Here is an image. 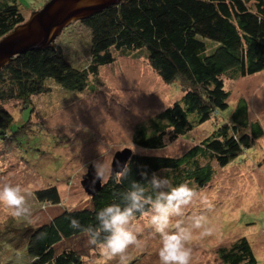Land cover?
I'll return each mask as SVG.
<instances>
[{
  "label": "trees",
  "instance_id": "obj_1",
  "mask_svg": "<svg viewBox=\"0 0 264 264\" xmlns=\"http://www.w3.org/2000/svg\"><path fill=\"white\" fill-rule=\"evenodd\" d=\"M27 18L18 0H0V38ZM78 23L90 31L89 60L81 66L58 42ZM60 35L52 45L21 53L0 68V161L13 147L27 163L22 139L17 138L26 137L33 128L42 129L40 124L33 127L38 113L35 98L49 97L54 89L64 95L82 94L92 87L99 68L114 63L117 55L143 50L161 81L181 90L177 100L136 125L132 142L144 150L161 149L168 139L229 110L225 80L264 72V0H122L70 23ZM14 106L18 115L26 108L30 115L12 129ZM247 112L248 104L241 97L227 120L180 155L132 151L127 174H122L124 170L110 173L94 194L86 191L87 206L63 205L62 211L38 226L9 224L0 230V237L6 235L8 248L27 258V264H81L82 254L73 248L58 250L64 241L85 235L70 227V219L77 218L83 227L95 225L97 210L118 202L132 182L144 183L153 173L167 176L174 184L203 188L213 177L214 164L227 166L263 136L260 123L249 122ZM33 196L42 204H62L56 183L42 181ZM230 243L217 249L223 264H259L246 237Z\"/></svg>",
  "mask_w": 264,
  "mask_h": 264
},
{
  "label": "rangeland",
  "instance_id": "obj_2",
  "mask_svg": "<svg viewBox=\"0 0 264 264\" xmlns=\"http://www.w3.org/2000/svg\"><path fill=\"white\" fill-rule=\"evenodd\" d=\"M45 2L18 0L26 18ZM58 42L63 44L66 55L75 64H87L89 29L78 23L63 37H58ZM91 83L90 89L77 96L64 95L54 89L49 97L44 95L34 99L38 113L32 119L33 127L40 124L42 129L33 128L26 137L17 138L22 139L27 163L22 162L13 147L0 161V170H4L0 173V183L9 182L26 188L31 212L26 217H15L0 206V230L9 224L38 226L62 211L63 205L68 208L87 206L89 196L81 183L83 175L93 164L101 180L105 181L111 173L116 151L130 148L133 152L147 154L180 155L227 120L230 109L241 97L248 104V121H258L264 130V72L225 80L229 110L185 135L168 139L163 148L154 151L133 144L134 129L177 100L181 90L161 81L148 64L143 50L128 56L117 55L114 63L99 68ZM53 103L55 105L51 106ZM12 110L14 129L20 120H28L30 111L26 108L18 115L16 106ZM213 167L212 179L196 190L198 196L186 209L185 216L173 221L187 224L193 216L204 218V226L194 232L195 238L190 243L191 264H223L218 258V247L228 246L240 236L246 237L258 263L264 264V134L227 166L214 164ZM42 181L57 184L61 205L42 204L34 199L33 193ZM204 199L210 207L202 202ZM133 228L139 230L138 242L126 251V264H158L159 237L144 219L138 218ZM205 231L209 234L201 236L200 233ZM6 237H0V264H27V258L8 248ZM65 247L82 254L81 264H103L99 249L90 246L85 235L64 241L58 250ZM108 264H121L120 258L116 257Z\"/></svg>",
  "mask_w": 264,
  "mask_h": 264
},
{
  "label": "clouds",
  "instance_id": "obj_3",
  "mask_svg": "<svg viewBox=\"0 0 264 264\" xmlns=\"http://www.w3.org/2000/svg\"><path fill=\"white\" fill-rule=\"evenodd\" d=\"M127 174L125 168L122 172ZM146 176V173H142ZM27 189L19 184L0 183V206L12 216L26 217L31 208L26 199ZM198 193L187 182L173 183L167 176L152 174L144 183L135 181L119 194L118 202L106 204L95 212V225L83 227L77 218L69 221L70 227L82 231L90 246L99 249L103 264L116 257L126 264L125 253L138 242V229L133 228L138 218L144 219L159 237L158 264H191L194 232L204 226V218L193 216L190 222H173L185 216ZM203 203L211 206L204 199ZM207 231L200 233L208 235Z\"/></svg>",
  "mask_w": 264,
  "mask_h": 264
},
{
  "label": "water",
  "instance_id": "obj_4",
  "mask_svg": "<svg viewBox=\"0 0 264 264\" xmlns=\"http://www.w3.org/2000/svg\"><path fill=\"white\" fill-rule=\"evenodd\" d=\"M121 1L48 0L41 8L33 11L23 23L0 38V68L21 53L52 45L70 23L89 17ZM131 155L130 148L116 151L112 158L111 174L121 173ZM81 183L91 194L101 186V175L93 164L88 166Z\"/></svg>",
  "mask_w": 264,
  "mask_h": 264
}]
</instances>
